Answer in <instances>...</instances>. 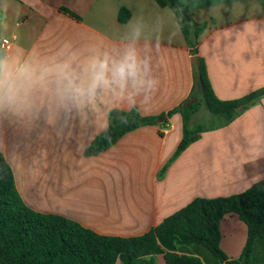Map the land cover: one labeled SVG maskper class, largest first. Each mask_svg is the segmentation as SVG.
Masks as SVG:
<instances>
[{"label": "crops", "instance_id": "obj_1", "mask_svg": "<svg viewBox=\"0 0 264 264\" xmlns=\"http://www.w3.org/2000/svg\"><path fill=\"white\" fill-rule=\"evenodd\" d=\"M180 1L197 23L207 25L198 52L216 96L232 101L264 88V0ZM9 3L13 39L45 55L111 44L129 21H119L122 8L129 19L166 8L156 0ZM193 56L183 32L155 55L160 85L149 104L137 107L142 115H165L189 99L196 77ZM238 112L231 123L203 132L179 154V113L167 123L125 134L97 156H86L85 150L107 129L109 114L84 125L76 121L62 134L42 122L27 129L5 121L0 124V151L31 209L61 215L102 235L140 236L196 198L239 194L264 179V97ZM220 230L222 251L238 260L248 238L246 223L236 214L227 215ZM258 253L264 262V250ZM200 255L214 263L208 253ZM155 264H166L164 256L158 255Z\"/></svg>", "mask_w": 264, "mask_h": 264}, {"label": "trees", "instance_id": "obj_2", "mask_svg": "<svg viewBox=\"0 0 264 264\" xmlns=\"http://www.w3.org/2000/svg\"><path fill=\"white\" fill-rule=\"evenodd\" d=\"M162 7L183 4V34L191 54L198 56L201 77L191 95L179 107L160 116H144L138 108L109 113L105 131L95 137L85 150L97 156L115 145L125 134L144 126L167 123L174 113L183 122V137L176 154L200 139L205 131L231 123L240 112L264 97V88L237 100H220L212 88L205 61L199 56V37L206 23H197L191 9L180 0H156ZM130 18L127 9L119 12V21ZM202 109L210 114V124L191 128L193 118ZM236 214L248 227V238L241 257L230 260L220 247L221 220ZM190 251H188V249ZM205 249L211 264H264L257 258L264 250V179L246 191L217 198H196L167 217L149 232L132 237L102 235L77 221L61 215L40 213L23 201L13 170L0 151V264H155L163 255L166 264H210L201 255Z\"/></svg>", "mask_w": 264, "mask_h": 264}, {"label": "clouds", "instance_id": "obj_3", "mask_svg": "<svg viewBox=\"0 0 264 264\" xmlns=\"http://www.w3.org/2000/svg\"><path fill=\"white\" fill-rule=\"evenodd\" d=\"M184 7L133 16L107 46L45 55L13 39L10 3L0 0V124L42 122L62 134L76 121L146 106L160 85L154 57L182 35Z\"/></svg>", "mask_w": 264, "mask_h": 264}, {"label": "rangeland", "instance_id": "obj_4", "mask_svg": "<svg viewBox=\"0 0 264 264\" xmlns=\"http://www.w3.org/2000/svg\"><path fill=\"white\" fill-rule=\"evenodd\" d=\"M210 122V114L205 109H202L201 112L193 118L190 127L194 128L197 124L209 125ZM190 249L191 248H189L188 251H190ZM200 252L203 254H207V251L205 249H201Z\"/></svg>", "mask_w": 264, "mask_h": 264}, {"label": "water", "instance_id": "obj_5", "mask_svg": "<svg viewBox=\"0 0 264 264\" xmlns=\"http://www.w3.org/2000/svg\"><path fill=\"white\" fill-rule=\"evenodd\" d=\"M193 68H194V72H195V76H196V81L198 82L200 77H201V71H200V67H199V59L198 56H193L191 59ZM243 109V106H240L237 108V111H240Z\"/></svg>", "mask_w": 264, "mask_h": 264}]
</instances>
